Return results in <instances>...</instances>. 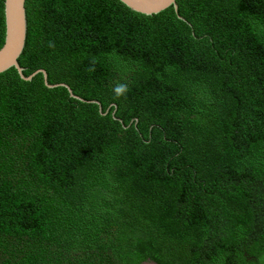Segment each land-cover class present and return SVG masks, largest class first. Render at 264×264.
Returning a JSON list of instances; mask_svg holds the SVG:
<instances>
[{
  "label": "trees",
  "instance_id": "1",
  "mask_svg": "<svg viewBox=\"0 0 264 264\" xmlns=\"http://www.w3.org/2000/svg\"><path fill=\"white\" fill-rule=\"evenodd\" d=\"M176 2L26 0L25 75L101 112L0 73V264H264V0Z\"/></svg>",
  "mask_w": 264,
  "mask_h": 264
},
{
  "label": "water",
  "instance_id": "2",
  "mask_svg": "<svg viewBox=\"0 0 264 264\" xmlns=\"http://www.w3.org/2000/svg\"><path fill=\"white\" fill-rule=\"evenodd\" d=\"M131 10L151 15L159 13L167 7L174 6L175 11L178 9L176 0H120ZM180 16V15H179ZM5 22L6 32L4 34L5 41L0 48V73L7 71L10 68L17 69L21 78L26 81H31L34 76L39 73H44L45 83L49 88L63 86L68 88L72 97L88 103H96L99 105L101 112V104L97 100H84L76 95L73 89L66 83L52 84L49 82L48 73L45 68H39L30 75H25V67H23L19 58L21 57L27 43L28 19L26 0H5ZM155 264L154 261H151Z\"/></svg>",
  "mask_w": 264,
  "mask_h": 264
},
{
  "label": "clouds",
  "instance_id": "3",
  "mask_svg": "<svg viewBox=\"0 0 264 264\" xmlns=\"http://www.w3.org/2000/svg\"><path fill=\"white\" fill-rule=\"evenodd\" d=\"M126 90V86H121L120 88L117 89V93L120 94Z\"/></svg>",
  "mask_w": 264,
  "mask_h": 264
},
{
  "label": "rangeland",
  "instance_id": "4",
  "mask_svg": "<svg viewBox=\"0 0 264 264\" xmlns=\"http://www.w3.org/2000/svg\"><path fill=\"white\" fill-rule=\"evenodd\" d=\"M151 261H152V260H146V261H143L142 264H153ZM154 262H155V261H154ZM155 264H157V263L155 262Z\"/></svg>",
  "mask_w": 264,
  "mask_h": 264
}]
</instances>
